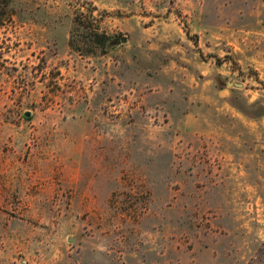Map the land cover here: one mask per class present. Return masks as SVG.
Wrapping results in <instances>:
<instances>
[{
	"label": "rangeland",
	"instance_id": "obj_1",
	"mask_svg": "<svg viewBox=\"0 0 264 264\" xmlns=\"http://www.w3.org/2000/svg\"><path fill=\"white\" fill-rule=\"evenodd\" d=\"M12 1L0 264H264V0ZM88 16L106 53L68 46Z\"/></svg>",
	"mask_w": 264,
	"mask_h": 264
},
{
	"label": "trees",
	"instance_id": "obj_2",
	"mask_svg": "<svg viewBox=\"0 0 264 264\" xmlns=\"http://www.w3.org/2000/svg\"><path fill=\"white\" fill-rule=\"evenodd\" d=\"M16 14L12 0H0V26L5 20H10ZM85 21L80 17L74 20V27L70 33L68 46L73 51L81 55L92 54L94 49H99L101 53H106L108 48L114 46L113 40L117 36H109L100 31L96 20L85 17Z\"/></svg>",
	"mask_w": 264,
	"mask_h": 264
},
{
	"label": "crops",
	"instance_id": "obj_3",
	"mask_svg": "<svg viewBox=\"0 0 264 264\" xmlns=\"http://www.w3.org/2000/svg\"><path fill=\"white\" fill-rule=\"evenodd\" d=\"M128 4L126 3H115L112 0H94L93 6L96 7L95 14L99 11L109 12L114 11L117 9H121L122 11H128L129 9L126 8ZM133 4H130L132 7ZM138 10H135L134 13H130L128 16L124 17V24L122 25V20L119 17H105L100 22V27L104 30L107 34H112L117 31H132L138 29L140 27L141 20H139V16L137 14ZM122 25V26H121Z\"/></svg>",
	"mask_w": 264,
	"mask_h": 264
},
{
	"label": "water",
	"instance_id": "obj_4",
	"mask_svg": "<svg viewBox=\"0 0 264 264\" xmlns=\"http://www.w3.org/2000/svg\"><path fill=\"white\" fill-rule=\"evenodd\" d=\"M120 43H124L125 42V39H122L121 41H119ZM118 43V41H117ZM226 86L227 87H234V88H241L242 87V84H238V83H232V82H227L226 83ZM28 114H26L27 116Z\"/></svg>",
	"mask_w": 264,
	"mask_h": 264
}]
</instances>
